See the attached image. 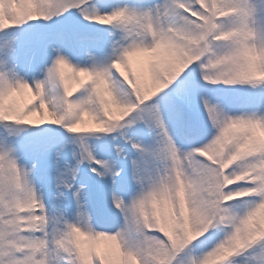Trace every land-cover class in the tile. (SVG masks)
I'll list each match as a JSON object with an SVG mask.
<instances>
[{"label":"snow or ice","instance_id":"1","mask_svg":"<svg viewBox=\"0 0 264 264\" xmlns=\"http://www.w3.org/2000/svg\"><path fill=\"white\" fill-rule=\"evenodd\" d=\"M0 264H264V0H0Z\"/></svg>","mask_w":264,"mask_h":264}]
</instances>
